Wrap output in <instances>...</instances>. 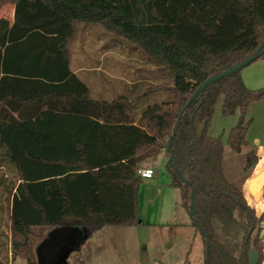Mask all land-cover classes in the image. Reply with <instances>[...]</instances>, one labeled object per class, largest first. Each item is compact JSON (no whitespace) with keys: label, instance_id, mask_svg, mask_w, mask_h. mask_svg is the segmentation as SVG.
Segmentation results:
<instances>
[{"label":"trees","instance_id":"trees-1","mask_svg":"<svg viewBox=\"0 0 264 264\" xmlns=\"http://www.w3.org/2000/svg\"><path fill=\"white\" fill-rule=\"evenodd\" d=\"M224 1L0 2V12L6 3L15 8L12 20L0 16V163L15 174L9 183L0 176V189L9 190L14 256L27 264H57L65 244L38 254L33 241L43 243L65 225H81L89 235L104 226L139 224L143 177L137 170L166 153L170 184L180 190L182 205L190 211L194 200L192 224L203 236L205 264H250L252 250L264 264L261 230L254 232L261 218L245 195L246 179L230 180L222 138L208 133L224 95L223 114H240L227 142L238 152L249 146L245 115L251 103L264 100V87L249 88L241 70L192 99L200 84L246 59L264 41V0H230L236 7L228 16L230 36L210 42L208 14L218 12ZM192 10L198 16L189 25L183 20ZM93 25L133 43L154 63L153 74L164 77L163 83L135 98H93L71 69L72 43ZM156 93L166 97L144 105ZM46 107L55 118L34 121ZM82 126L90 131L82 143L75 134L70 144L54 150L37 146L40 128L79 132ZM91 133L101 141L91 139ZM247 158L243 170L257 161L253 150Z\"/></svg>","mask_w":264,"mask_h":264},{"label":"crops","instance_id":"crops-1","mask_svg":"<svg viewBox=\"0 0 264 264\" xmlns=\"http://www.w3.org/2000/svg\"><path fill=\"white\" fill-rule=\"evenodd\" d=\"M235 8V3L230 0H225L223 7L220 8L218 12L208 14L210 29L208 32L206 31V34L208 35L210 42L227 41V38L230 36L229 32L231 31L232 26L228 16L233 14ZM197 14L198 13L195 10L189 11L183 22L189 25L194 24L197 20ZM97 26H100V32L103 34L105 28L101 25H95L92 29L87 30L84 35L80 36L79 39H77L71 46L72 56L74 59L76 58L75 56L85 57V59L81 60L80 64H74V59L72 58L71 69L90 88V90L91 83L98 84L99 82V75L95 72L105 71L104 64L94 63L90 65L88 62V56L90 54L91 56H96L99 54L98 50L103 51V45L99 46V44L103 41L102 36L98 33V35L93 34L94 28H97ZM89 42H91L92 45L91 51ZM112 54H116L118 57L120 56V52L115 50V48L112 49ZM103 56L104 51L101 52V57ZM112 69L115 70V66ZM100 90L104 91L101 87ZM55 115L56 113H52L46 107L38 117L34 118V121H46L48 119L55 118ZM74 117H78V115H74ZM99 121L103 122L102 119ZM36 131L39 135L37 139L38 143L36 142L38 144L37 146L39 148L43 146V148H47L49 150H54L57 144L63 143L64 146L67 143L70 144V141L75 134H79L80 141L82 143L85 140H88V136L90 134V131L86 126H82L79 132L72 128L62 130L61 132H57L52 128H40ZM91 139H95L98 142L101 141L97 133H91ZM162 154H165V161H167V154L161 153L159 156ZM157 158L148 160L141 166L144 168H153L155 170V174L152 178H142V184L139 192V224L129 226H104L89 235H87L86 228L81 225H65L57 229V237L55 239H51V242L44 249L47 250L50 247L58 248L62 244H68L66 241L67 238L73 236L75 237L73 250H75L77 262H81L83 264H106L113 261V258H115L119 245V240L116 239L118 235L130 232L131 229L135 228L134 230H148L149 232H152L154 235L153 237L158 239V241L154 242V245L159 247L162 246L164 248V253L169 255L170 259L168 257V260L172 264H183L186 262V257L188 262L189 255L192 251L193 245L197 242V239L198 243L196 244L198 246H200L199 243L202 240L204 252L205 247L203 239L202 237H197L198 234L192 224L193 219L190 216L189 211L182 205L180 190L171 186V177L167 178L163 172H159L156 168ZM6 167L7 164L5 162L0 163V169H5ZM256 173L257 167L254 170V174L252 173L244 184V191L249 203V199L256 201L257 190L253 184V178ZM2 175H4L6 179L10 178L7 172ZM263 177L264 176L261 178ZM246 187H249V191L254 190V194L251 195L250 198L247 196ZM261 202L262 199L256 201V204L259 206V203ZM10 214V210L0 208V261H2L3 264H27L26 260L23 258L13 255ZM51 233L52 232L48 234V238ZM134 243L135 241H129L128 245L131 246ZM147 243L148 242H145V245H147ZM24 261L26 263H24Z\"/></svg>","mask_w":264,"mask_h":264},{"label":"rangeland","instance_id":"rangeland-1","mask_svg":"<svg viewBox=\"0 0 264 264\" xmlns=\"http://www.w3.org/2000/svg\"><path fill=\"white\" fill-rule=\"evenodd\" d=\"M1 1L4 0H0V2ZM13 11L14 5L12 3H6L1 7L0 16H5L12 19ZM200 22H202V24H205V26H207L208 24L204 17L200 19ZM94 26L95 25L91 26L89 29H92V27ZM100 31V26H97V28H94L93 34L95 35L98 33L102 36L103 41L102 43L99 42V46L103 45L102 50L104 51V56L101 57V52L103 51L98 50V55L91 56L90 54L88 56V62L90 65L94 63L104 64L105 71L95 72L99 75V82L98 84L91 83L90 85L92 97L96 99L106 100H113L119 96L135 98L138 95L143 94L145 91H147V89L151 85L163 83L164 77H161L160 75L155 76V74H153L154 70L156 69L154 63H152L138 48H136L133 43L129 42L128 40L119 35H115L109 32L106 29L104 30L103 34H101ZM85 32L79 34L77 39H79L80 36L84 35ZM89 46L91 51V42H89ZM113 48L120 52L119 57L116 54H112ZM75 57L76 58L74 59V57L72 56V58L74 59H72L74 64H80L81 60L85 59L84 56ZM112 65L115 66V70L112 69L114 67ZM241 73L245 84L249 88L258 89L264 87V58L258 59L253 63L249 64L244 69H242ZM168 80H170V78H168ZM100 87L103 88L104 91H101ZM165 97L166 95L162 93H156L147 97V99L143 103L144 105L146 103H154L160 100L161 98ZM223 100L224 95H221L217 100L215 113L208 133L213 137L221 136L222 138L225 150L226 171L230 180H234L240 175H242V177L247 180L248 177L252 175V173L254 174V170L256 167L257 173L253 179L257 178L258 180V178H261L264 175H261L264 172V156L259 159L255 155L254 149L258 146H264V100L253 102L248 107L245 119L246 121H250L249 128L247 131V140L249 142V146H243L240 152L234 150L227 142L229 131L237 125L240 118V114L237 113L235 115L225 116L222 112ZM250 150H253V153L257 158V161L255 162L257 163V165H255L254 168H250V166V169L244 171V167L248 165L247 154ZM165 160V154L159 156L157 158L156 168L159 170V172H163L167 178H170V174L166 167V162L168 160ZM6 172L9 174L10 177L7 182L10 179L15 178V174H13L14 172H12L8 167H6L5 169H0V176L2 174H5ZM246 193L247 196L250 198L251 195L254 194V190L249 191V187H246ZM260 199L261 195L258 194L256 196V201H259ZM249 201L251 205L256 207V209H264V200L259 203V206L258 204H256V201L252 199H249ZM9 205V190L7 189V186L5 188L2 187L0 189V208L3 207L5 209L10 210ZM134 229H131L130 232L118 235L116 239L119 240V245L115 258H113V261L106 264H172L168 260L169 255L164 253V248L162 246L159 247L154 245V242L158 241V239L153 237L154 235L152 232H149L148 230L138 231ZM197 234V237H202L203 239V236L200 232H197ZM129 241H135V243L129 246ZM145 242H148L147 245H145ZM196 243H198V239ZM196 243L193 245L188 262L186 257V262L183 264H205L202 240L199 243L200 246H198ZM40 245L41 243H39L38 239L33 241L34 250H38ZM198 248L201 249L199 250ZM24 263L26 262L24 261ZM60 264L83 263L76 261L75 250H72Z\"/></svg>","mask_w":264,"mask_h":264},{"label":"water","instance_id":"water-1","mask_svg":"<svg viewBox=\"0 0 264 264\" xmlns=\"http://www.w3.org/2000/svg\"><path fill=\"white\" fill-rule=\"evenodd\" d=\"M264 48V41L263 43L260 45V47L253 53L251 54L250 56H248L246 59H244L243 61L239 62L237 65L225 70V71H222V72H219L211 77H209L207 80H205L202 84H200L198 86V88L196 89V91L194 92V94L192 95V99L196 98V96L202 91L204 90L208 85H210L211 83H213L214 81L218 80V79H221L223 77H226L230 74H233V73H236L238 71H241L242 69H244L246 66H248L249 64L253 63L254 61H256L259 57H260V54H261V51L262 49ZM183 112V111H182ZM182 112L180 114V117L182 116ZM177 130V127H175L174 129V133L176 132ZM173 133V134H174ZM172 139H173V135L172 137L169 139V143H168V147L170 148L171 145H172ZM254 152H255V155L261 159L263 156H264V146H258V147H255L254 149ZM255 165H257V163H254L250 168L254 167ZM249 168V169H250ZM263 189V191H262ZM262 193H261V196L262 194L264 193V183L263 185L261 186V190H260ZM196 212V209L194 207V200H192V208L191 210L189 211L190 213V216L193 218L194 217V214ZM262 227H263V230H262V234H264V221L262 222ZM57 229L52 231L51 235L49 238H47L43 243L42 245L40 246V248L38 249V254H40V252L42 250H44V248L51 242V239H55L57 237ZM75 240V237L73 236H70L67 238V242L68 244H65V249L63 250L62 252V255H61V258H60V261L57 263V264H60L64 258H66L69 253L73 250V245L75 244L74 242ZM208 252H209V249H207V255H208ZM251 255H252V258H251V264H256L258 259H259V255H258V252L256 251H252L251 252Z\"/></svg>","mask_w":264,"mask_h":264},{"label":"flooded vegetation","instance_id":"flooded-vegetation-1","mask_svg":"<svg viewBox=\"0 0 264 264\" xmlns=\"http://www.w3.org/2000/svg\"><path fill=\"white\" fill-rule=\"evenodd\" d=\"M248 169L249 168H247L244 171H247ZM261 199L264 200V193L262 194ZM256 213L261 218V220H260V224L258 225V227H256V229H255L254 232L256 233V231L258 230V228H260L261 231H260V234H259V241H260V245L262 246V250L264 252V234H262V230H263L262 222L264 221V209H261V210L256 209ZM252 251H256V250H252ZM251 252H250V264H251V258H252ZM256 252H258V251H256ZM258 255H259V252H258ZM259 260H260V255H259V259H258V261H257L256 264H258Z\"/></svg>","mask_w":264,"mask_h":264},{"label":"built area","instance_id":"built-area-1","mask_svg":"<svg viewBox=\"0 0 264 264\" xmlns=\"http://www.w3.org/2000/svg\"><path fill=\"white\" fill-rule=\"evenodd\" d=\"M137 173L143 178H152L155 174V170L153 168L140 167Z\"/></svg>","mask_w":264,"mask_h":264},{"label":"bare ground","instance_id":"bare-ground-1","mask_svg":"<svg viewBox=\"0 0 264 264\" xmlns=\"http://www.w3.org/2000/svg\"><path fill=\"white\" fill-rule=\"evenodd\" d=\"M264 174V172L261 174V175H263ZM260 175V176H261ZM264 176V175H263ZM259 179V178H258ZM253 182H254V185H255V187H256V190H257V192H256V196L258 195V194H260L261 195V191H260V187L263 185V183H264V177H263V180H262V178L261 179H259L258 181H257V178H255V179H253Z\"/></svg>","mask_w":264,"mask_h":264}]
</instances>
